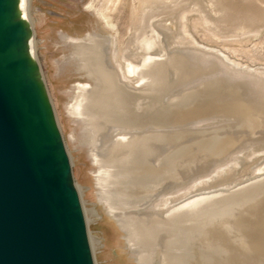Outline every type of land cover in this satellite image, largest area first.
<instances>
[{"label": "rangeland", "instance_id": "rangeland-1", "mask_svg": "<svg viewBox=\"0 0 264 264\" xmlns=\"http://www.w3.org/2000/svg\"><path fill=\"white\" fill-rule=\"evenodd\" d=\"M25 6L96 263L141 264L101 201L85 125L69 111L79 83L100 82L78 70L68 40L90 34L109 39L103 60L126 90V102L111 112H130L134 121L129 128L112 124L109 132H131L145 143L127 159L143 179L135 194L128 190L133 196L124 210L166 215L186 200L216 194L195 218L212 230L215 264H264V175L257 178L264 172V0H26ZM152 29L161 41L153 55L169 61L163 76L144 85L125 71L123 55L141 54L137 37ZM157 197L164 200L153 208ZM190 223L159 230L160 247L150 239L138 247L153 255V264L164 256H179L173 264H202L203 238H193Z\"/></svg>", "mask_w": 264, "mask_h": 264}, {"label": "water", "instance_id": "water-1", "mask_svg": "<svg viewBox=\"0 0 264 264\" xmlns=\"http://www.w3.org/2000/svg\"><path fill=\"white\" fill-rule=\"evenodd\" d=\"M22 0H0V264H97Z\"/></svg>", "mask_w": 264, "mask_h": 264}, {"label": "bare ground", "instance_id": "bare-ground-1", "mask_svg": "<svg viewBox=\"0 0 264 264\" xmlns=\"http://www.w3.org/2000/svg\"><path fill=\"white\" fill-rule=\"evenodd\" d=\"M25 2L26 0H22V8L26 17ZM156 33L155 29H152L151 35L144 33L137 37L138 48L142 52L135 56L140 58V61L138 60L139 65L134 63L128 65L131 74L137 69V73L144 85H150L163 76L165 72L164 66L169 61L164 54H159L160 56L157 57L152 53L155 45L161 43L160 35ZM102 38V36L90 34L88 38L69 40L74 47L73 55L74 60L78 63V70L87 71L89 75L100 80L95 85H78L75 88L76 95L70 109L73 113L77 112V115L88 126L92 150L99 167L97 184L101 201L108 207L110 215L118 221L126 232L130 248L134 251L141 264H153L154 257L150 252L139 249L137 241L142 244L143 240L150 239L152 247H160L161 243L157 241L159 230L165 231L174 225L180 228L186 222H193L187 226L189 232L193 234V238L198 236L203 238L206 250L202 264H215L210 252L213 243L212 230L208 227V223L199 226L195 218L203 211L205 203L217 199V196L191 202L187 206L177 211L174 210L175 212L173 211L167 215H159L158 212H154L146 217L141 215L133 216L124 210V206L130 204L129 199L133 196V194L128 193V190H134L135 194L138 190L137 187H141V180L143 179L140 180L138 175L133 173L131 165H127V159L136 154L145 143L131 132L119 139L115 138L116 140H112L108 136L109 133L107 131L112 124L118 128H129L134 121L130 112H111L112 109L114 110L126 102L127 94L125 93V88L115 81L116 74L110 71L109 67L104 63L103 53L107 47L105 48L106 40ZM136 61L135 59L134 62ZM121 108H123V105ZM123 160L126 161L123 162ZM263 175L264 172L260 177ZM158 252L159 249L155 251L156 254ZM178 257L170 258L164 256L163 264H173L174 261L177 263ZM197 264H200V262L198 261Z\"/></svg>", "mask_w": 264, "mask_h": 264}, {"label": "flooded vegetation", "instance_id": "flooded-vegetation-1", "mask_svg": "<svg viewBox=\"0 0 264 264\" xmlns=\"http://www.w3.org/2000/svg\"><path fill=\"white\" fill-rule=\"evenodd\" d=\"M106 16V15H105ZM106 19H108V16H106L105 17ZM108 24L109 25H111L112 23L108 20ZM157 31L155 30V33H156ZM156 34H158L159 35V33L157 32ZM103 38H104V36H102ZM86 38H88V37H86ZM71 39H75V37H69V39L68 40H71ZM105 40L107 39L106 37L104 38ZM108 40V39H107ZM132 55V56H131ZM136 56V54L134 55V54H124L123 55V58L124 59H126V69H125V71L127 70V73L128 74H131L130 72H129V68H128V65L130 64V63H134V61H133V57H135ZM136 65V64H135ZM137 65H139V64H137ZM133 74H137L138 75V73H137V69H136V71L134 70L133 71ZM80 84H82V83H79L78 85H80ZM77 85V86H78ZM76 86V87H77ZM75 87V88H76ZM74 100V99H73ZM73 103V102H72ZM72 103L70 104V106H69V111H70V113L73 115V116H75V117H77V118H79L80 120H82L78 115H77V112H71V109H70V107H71V105H72ZM83 121V120H82ZM83 123H84V125H85V129L87 130L86 131V133H87V137H88V139H87V143H88V145H90V149H91V153H92V157L94 158V161H95V163H96V165L98 166V162H97V160H96V157H95V155H94V153H93V150H92V146H91V139H90V133H89V129H88V126H87V124L83 121ZM113 128V126H111L110 128H109V130L111 131V129ZM109 130H108V136L113 140V139H115V138H121V137H124V136H126L127 135V133L128 132H118V133H116L115 135H112L110 132H109ZM89 133V134H88ZM116 140V139H115ZM98 173V172H97ZM263 173H260L259 175H257V178H258V176L260 177L261 175H262ZM96 180H97V174H96ZM97 186H98V184H97ZM217 195L216 194H209V195H203V196H197V197H194V198H191V199H189V200H186L185 202H183L180 206H178V207H175V208H173V209H171L170 211H168L169 213H167V214H170V213H172L174 210L175 211H177V210H179V209H181V208H183V207H185V206H187L188 204H190L191 202H194V201H197V200H201V199H208V198H211V197H216ZM159 200V201H158ZM164 200V197L163 198H161V197H157V199L154 201V205H153V208H156V207H158L159 205H160V203L162 202ZM174 211V212H175ZM158 212V214L159 215H161L160 213H161V211H156L155 213H157ZM166 214V215H167Z\"/></svg>", "mask_w": 264, "mask_h": 264}]
</instances>
